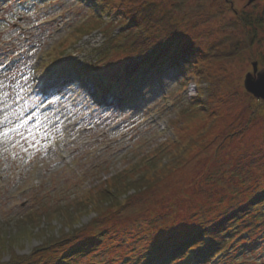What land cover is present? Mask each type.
Listing matches in <instances>:
<instances>
[{"label":"rangeland","instance_id":"rangeland-1","mask_svg":"<svg viewBox=\"0 0 264 264\" xmlns=\"http://www.w3.org/2000/svg\"><path fill=\"white\" fill-rule=\"evenodd\" d=\"M248 1L96 0L95 6L109 2L102 7L109 15L101 17L90 0L0 4V92L8 93L0 117L7 113L10 122L26 120L25 128L42 124L54 133L38 135L39 147L27 152L12 138L0 141V236L10 242L0 243L2 261L15 253L28 255L63 234L84 239L102 230L108 232L98 258L127 256L133 241L148 245L169 229L193 224L197 219L189 222L191 217L217 213L264 187V101L244 87L254 61L264 69V0ZM144 3L158 6L159 15L172 12L182 41L194 43L206 72L222 78L216 98L209 97L208 81L186 66L183 73L172 67L136 99L113 108L91 94L93 73L84 75L85 91L80 84L61 88L54 99L36 98L54 65L88 60L99 77L100 70L120 64L121 51H108L115 40L104 43L102 31L83 34L101 20L117 33L122 26L114 22L123 18L122 11ZM244 18L261 23L244 24ZM99 46L108 51L101 61L93 50ZM213 48L216 54L210 55ZM200 87L201 99L212 106L207 111L189 107ZM183 147V159L172 162ZM143 177L149 183L117 197L121 205L94 208L93 196L103 188ZM257 224L262 235L246 245L231 237L225 254L208 264H264V222Z\"/></svg>","mask_w":264,"mask_h":264},{"label":"trees","instance_id":"trees-1","mask_svg":"<svg viewBox=\"0 0 264 264\" xmlns=\"http://www.w3.org/2000/svg\"><path fill=\"white\" fill-rule=\"evenodd\" d=\"M4 1L6 0H0V4ZM33 1L35 0H26V2ZM90 1L94 7H97L94 13L98 12L100 17L103 14L109 15L102 10V7L109 6L107 4L109 2H99L95 6L96 0ZM158 11V6L146 3L127 7L125 11H122L123 18L114 22L115 27L122 26L117 33L113 31L114 29L110 31L105 29L107 22L100 19L101 22L86 30L83 36L92 35L94 31H102L104 43L115 40L108 47V51L120 50L118 55L123 59L121 63L100 70L99 77L95 76L96 67L88 60H83L81 64H75L73 61L64 65L57 64L56 70L50 76V82L42 92L36 93V98L54 99L62 94L61 88L67 87L68 90L73 86L79 87L80 84L85 91V84L82 85L84 75L93 73L91 80L95 86V94L106 101L105 107L113 108L116 104L136 99L144 88L150 86L161 74L168 73L172 67H178L183 73L185 66L190 72L193 71L199 80L208 81L209 97L216 98L223 83L222 78L206 72L204 60L200 59L202 52L194 48V43L188 40L182 41L178 21L173 18L172 12L166 10L167 12L163 15H159ZM242 22L244 24L248 22L249 25L252 22L261 23L259 19L252 21L247 18L242 19ZM119 36L122 39L119 38L117 41ZM112 46L113 49H111ZM102 47L93 48L94 51H99L98 59L108 52L105 49L98 50ZM236 51L232 50L231 54L236 55ZM212 53L216 54V48L210 51V55ZM60 58L61 56L57 59ZM57 59L52 63L56 64ZM95 63L99 64L97 59ZM198 91L197 96L190 100L189 107L193 106L191 110H196L198 107L202 111L209 110L212 106L201 99L203 95H200L201 87ZM24 100H26L25 103L28 102V98ZM42 112L39 109L35 110V113L39 115H43ZM184 153H187L184 147L177 148L172 154V162L183 159ZM162 166L165 167V165ZM148 183L149 180L143 177L131 182H121L116 187L103 188L93 196L94 208L100 209L99 204L105 202L119 206L122 200L119 201L117 197L132 188L138 190ZM263 215L264 187L257 188L246 199L234 201L217 213L201 212L193 216L189 220L190 222L191 219H197L193 224L186 222L183 224L184 227L169 229L166 236H158L159 239L153 238L148 245L140 246L137 241H133L132 252L127 256L121 255L108 260L98 258L99 253L96 254V252H101L99 246L105 241V235L108 232L102 230L84 239L78 238L77 234H63L58 238L46 240L28 255L15 253L8 261L0 259V264H83L82 259H87L86 264H208L216 254H225L231 237H236V240L246 245L250 244L252 237L257 239L258 235H262L263 228L257 223L264 222ZM0 243L4 245L10 242L5 236H0Z\"/></svg>","mask_w":264,"mask_h":264},{"label":"snow or ice","instance_id":"snow-or-ice-1","mask_svg":"<svg viewBox=\"0 0 264 264\" xmlns=\"http://www.w3.org/2000/svg\"><path fill=\"white\" fill-rule=\"evenodd\" d=\"M56 66H53L52 70H55ZM3 82H0V88H3ZM247 88L253 92H264V73H261L259 78L250 76L247 82ZM8 98L7 92H0V104H4V101ZM7 107V105H4ZM2 110V109H0ZM31 120V117L27 118ZM26 120H19L15 123L9 121V115L5 113L0 117V141H8L10 138L15 140L16 146H20L24 152L28 151V148L39 147L38 135H43L45 138L53 135L54 133L46 130L42 124L39 126L33 125L30 128H25ZM23 129V131H22ZM14 134V135H13ZM27 143L28 147H23L21 142ZM48 145L45 144L44 148L47 149ZM4 151H7L5 148ZM16 155V153H13Z\"/></svg>","mask_w":264,"mask_h":264},{"label":"water","instance_id":"water-1","mask_svg":"<svg viewBox=\"0 0 264 264\" xmlns=\"http://www.w3.org/2000/svg\"><path fill=\"white\" fill-rule=\"evenodd\" d=\"M254 1H255V0H249L248 3L251 4V3L254 2ZM252 66H253V71L247 73V75L245 76V79H244V87H245L246 91H247L248 93L252 94L255 98L264 101V92H253V91H251V90H249V89L247 88V82H248V79H249L250 76H252V77H256V78H259L260 74H261V73H264V69H263V70H259V69H258V62H257V61H254V62L252 63Z\"/></svg>","mask_w":264,"mask_h":264}]
</instances>
